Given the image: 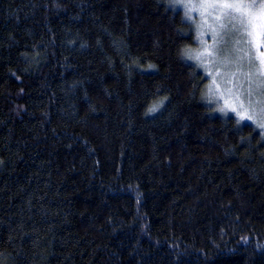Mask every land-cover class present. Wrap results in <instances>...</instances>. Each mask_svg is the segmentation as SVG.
<instances>
[{
  "label": "trees",
  "instance_id": "trees-1",
  "mask_svg": "<svg viewBox=\"0 0 264 264\" xmlns=\"http://www.w3.org/2000/svg\"><path fill=\"white\" fill-rule=\"evenodd\" d=\"M170 0H0V264H264V135L216 113Z\"/></svg>",
  "mask_w": 264,
  "mask_h": 264
},
{
  "label": "rangeland",
  "instance_id": "rangeland-1",
  "mask_svg": "<svg viewBox=\"0 0 264 264\" xmlns=\"http://www.w3.org/2000/svg\"><path fill=\"white\" fill-rule=\"evenodd\" d=\"M181 8L195 31L196 45L186 57L208 78L205 98L213 110L253 124L264 135V41L250 43L253 25L259 31L264 19L254 18L225 3L237 0H170ZM252 0H245L251 3ZM256 4L260 0H255ZM258 12V8L251 10ZM243 21V22H241Z\"/></svg>",
  "mask_w": 264,
  "mask_h": 264
},
{
  "label": "snow or ice",
  "instance_id": "snow-or-ice-1",
  "mask_svg": "<svg viewBox=\"0 0 264 264\" xmlns=\"http://www.w3.org/2000/svg\"><path fill=\"white\" fill-rule=\"evenodd\" d=\"M224 7L234 8L236 11H240L243 15L249 16V24H251L252 19L260 18L264 19V0H260L259 4L255 3V0H252L251 3H247L245 6V0H237L235 3H225ZM253 8H258L259 11L253 13L251 10ZM243 22V21H241ZM253 30L248 32V35L252 37L250 43H255L259 46L261 41H264V24L259 26V31L256 30V26L253 25ZM264 55V53H261Z\"/></svg>",
  "mask_w": 264,
  "mask_h": 264
}]
</instances>
